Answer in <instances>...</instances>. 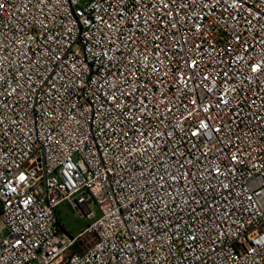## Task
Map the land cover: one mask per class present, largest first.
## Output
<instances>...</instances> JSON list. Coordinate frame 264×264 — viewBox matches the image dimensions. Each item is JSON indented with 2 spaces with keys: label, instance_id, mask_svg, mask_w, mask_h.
<instances>
[{
  "label": "built area",
  "instance_id": "built-area-1",
  "mask_svg": "<svg viewBox=\"0 0 264 264\" xmlns=\"http://www.w3.org/2000/svg\"><path fill=\"white\" fill-rule=\"evenodd\" d=\"M0 264H264V0H0Z\"/></svg>",
  "mask_w": 264,
  "mask_h": 264
},
{
  "label": "rangeland",
  "instance_id": "rangeland-1",
  "mask_svg": "<svg viewBox=\"0 0 264 264\" xmlns=\"http://www.w3.org/2000/svg\"><path fill=\"white\" fill-rule=\"evenodd\" d=\"M90 208L93 209V206ZM56 215L60 227L70 236H75L89 222L83 217L75 215L74 212L69 210L64 204L57 207Z\"/></svg>",
  "mask_w": 264,
  "mask_h": 264
},
{
  "label": "water",
  "instance_id": "water-1",
  "mask_svg": "<svg viewBox=\"0 0 264 264\" xmlns=\"http://www.w3.org/2000/svg\"><path fill=\"white\" fill-rule=\"evenodd\" d=\"M90 236H87L83 241L89 240Z\"/></svg>",
  "mask_w": 264,
  "mask_h": 264
}]
</instances>
